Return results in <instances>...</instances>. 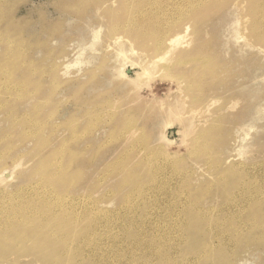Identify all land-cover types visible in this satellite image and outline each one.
<instances>
[{
	"label": "rangeland",
	"instance_id": "1",
	"mask_svg": "<svg viewBox=\"0 0 264 264\" xmlns=\"http://www.w3.org/2000/svg\"><path fill=\"white\" fill-rule=\"evenodd\" d=\"M187 26L167 57L178 67L135 78L158 35ZM2 170L0 228L29 238L0 236V264H264L253 209L242 237L219 242L236 193L264 194V0H0ZM27 188L41 220L23 229L8 205L27 209ZM203 194L215 199L199 201L205 216L174 227L171 213L193 216ZM65 222L79 225L48 240Z\"/></svg>",
	"mask_w": 264,
	"mask_h": 264
},
{
	"label": "bare ground",
	"instance_id": "2",
	"mask_svg": "<svg viewBox=\"0 0 264 264\" xmlns=\"http://www.w3.org/2000/svg\"><path fill=\"white\" fill-rule=\"evenodd\" d=\"M194 2V1H193ZM192 6V5H191ZM194 7V6H193ZM187 31H188V26L186 27V28H184V30L182 31L181 30V33L180 34H182V35H178V34H176V35H171V36H164L163 38L162 37H160L158 34V38L156 39V41H155V43L153 44V49H152V51L154 52V55H152V57L149 59V62H148V64L145 66V67H142L141 68V70H140V73H137V75H136V77L135 78H137V77H141V76H144L143 74H145L146 72L148 73V70L150 71V68L152 67V69H153V67H154V69H155V65L156 64H158L159 62H165V64H164V66L162 67V69H168L170 66L169 65H172L173 63V65H172V67H174V65L176 66V67H178V65L181 63V57H179V56H176V57H174V58H172V59H167V57H169L173 52H174V50H176L177 48H179L178 46L179 45H181L182 44V40H184L185 39V34L187 33ZM185 42V41H184ZM121 51V50H120ZM120 51H119V55H121L120 54ZM124 51H122L121 53H123ZM140 57H141V55H139ZM174 56V55H173ZM168 60L167 62L166 61H164V60ZM190 64V63H189ZM157 66V65H156ZM172 69V68H171ZM174 69V68H173ZM122 71V70H121ZM121 71H120V73H121ZM151 71H153V70H151ZM161 72H162V70H161ZM119 73V72H118ZM146 73V74H147ZM150 73V75H151V72H149ZM146 74H145V77H146ZM148 75V74H147ZM149 75V76H150ZM119 76H120V74H119ZM121 76H123V77H125V75L123 74V73H121ZM122 77V78H123ZM127 77V76H126ZM121 78V77H120ZM148 79V78H147ZM137 81V80H136ZM147 81H149V80H147ZM133 83V82H132ZM137 84V83H136ZM140 91H141V89H140ZM198 102V101H197ZM199 102H200V100H199ZM214 103H212V102H210V103H207L206 105H205V110H200L201 111V113H204L205 115H208V114H210L209 113V111H208V109L209 108H211V106H214L213 105ZM234 104H232V105H230V106H228V105H225L224 106V108H220V110L219 111H226V110H231L232 108H234ZM204 108V107H203ZM196 111H198V110H196ZM196 111L193 113V111H192V113L193 114H195L196 115ZM200 111H198V113L200 112ZM203 111V112H202ZM174 114H176L175 112H174ZM191 114V113H190ZM192 114V115H193ZM191 115V116H192ZM194 115V116H195ZM190 115H188V117H189ZM193 116V117H194ZM192 117V118H193ZM198 117V116H197ZM194 120V119H193ZM192 120V121H193ZM194 122V121H193ZM187 128V127H186ZM213 129L215 130L216 128L215 127H213ZM188 131V130H187ZM190 132H191V127H190ZM129 134H131V133H129ZM134 135V134H133ZM186 136V135H185ZM128 137V136H127ZM130 137H132V136H130ZM193 144H196L195 142L193 143ZM200 145V144H199ZM201 146V145H200ZM202 147V146H201ZM48 163V162H47ZM69 169V168H68ZM47 170H48V168H47V165H46V163H43L42 164V170H39V174H40V176H41V179L42 180H44L45 181V183H48L49 181H50V176H47ZM5 170H2L1 171V175H0V179L1 178H4L2 175H4L5 174ZM156 172H158V171H156ZM159 173V172H158ZM156 174V173H155ZM2 176V177H1ZM157 176V175H156ZM219 176H220V178H222V176H223V178H225V177H228V174H226V173H223V172H220L219 173ZM163 178H164V176H162ZM162 177H160V178H162ZM1 180H3V179H1ZM165 180V179H164ZM166 180H168V179H166ZM172 180V179H171ZM156 181V180H155ZM159 181V180H158ZM158 181H156V182H158ZM162 182V181H161ZM169 181H167V183H168ZM171 182V181H170ZM223 182V181H222ZM256 182V181H255ZM160 183V182H159ZM172 183V182H171ZM253 183H254V181H253ZM169 184V183H168ZM155 185V184H154ZM161 186H163L162 185V183H161ZM160 186V187H161ZM165 186V185H164ZM160 187H156V189L157 188H160ZM241 188H244V187H241ZM255 188V187H254ZM28 189L29 188H27V189H25L22 193H21V195H20V198H22L23 199V202H25L24 204H25V207H28L27 209H22V208H17V207H15L14 206V204L13 205H8V207L10 208V209H12V210H14V209H16L14 212H11V215H13L9 220H10V222H12V224L14 223V222H16V225H18L17 223H20V222H23V229L25 228V227H29L30 225H32L33 223H34V221L35 222H39L40 220H41V218H40V213H38V212H34V211H30V209H31V206L32 205H30L29 203H27V199H26V197H25V195L26 194H28V193H30L29 191H28ZM165 189V188H164ZM163 189V190H164ZM245 189V190H244ZM244 189H240L241 190V192H239V193H236L237 195L231 200V202L230 203H232V204H227V205H225V207L227 208L226 210H224V211H226V212H228L227 214H230L231 216H228L229 218H230V220H228V224H232V225H234L235 224V228L232 230H226L225 232H219L220 234H221V238H220V243H224L228 238H230V239H234L235 240V237L237 238H240V237H242L243 236V234H244V232H246L247 230H248V227H249V231L251 230L254 234L255 233H257L256 234V238H257V240L258 239H260L262 236H261V233L262 232H260L259 230H261L262 231V228L260 227V226H264V215H261V214H259L258 212H259V210H258V208H260V200L262 199L261 198V196H264V194H262V192H260L261 194H259V193H257V192H249L248 190L250 189V187H248V189H246V187L244 188ZM165 190H170L169 188L168 189H165ZM261 191V190H260ZM163 192V191H162ZM171 192V191H170ZM169 193V192H168ZM172 193H175V192H172ZM165 194V198H167L166 200H168V196L167 195H169V194H167V193H164ZM178 194H179V192H178ZM178 194H174L176 197H174V195L172 196L173 197V199H175V198H177L178 197ZM34 195H38L39 196V198L40 199H43V200H46L47 202H48V204L50 205L51 203H53V201H50L49 200V198L46 196V194L44 193V192H35V194ZM160 196H163V195H160ZM167 196V197H166ZM184 196V195H183ZM201 196H203L204 198L203 199H200V198H195L194 199V205L195 206H198L196 209H194L193 211H194V215L193 216H188V217H186L185 219L184 218H182L181 217V215L180 214H172L171 213V216H170V219H169V221H171V222H174L172 225L175 227H178V224L180 223V225L181 224H183L184 222H186V223H190V222H193L194 220H195V222H196V224L201 220V217L203 218L204 216H205V214L207 213V211L205 210V206H200V204L201 203H199V201H201V200H204L202 203H204V202H206L205 201V198H209V199H211V197H213V195H207V194H203V195H201ZM200 196V197H201ZM198 197V196H197ZM237 197H239L237 200H236V198ZM25 198V199H24ZM157 198H158V196H157ZM163 198V197H162ZM161 198V199H162ZM171 198V197H170ZM180 198H181V196H180ZM264 198V197H263ZM164 199V198H163ZM172 199V198H171ZM214 198H212L210 201H209V203L210 202H213V201H215V199L213 200ZM8 200H9V202H11V200H13V199H11V197H9L8 198ZM82 200V199H81ZM84 200V199H83ZM170 200V199H169ZM0 201H2V200H0ZM158 201H159V199H158ZM186 201V200H185ZM162 202H164V200L162 201ZM187 202V201H186ZM2 203V202H1ZM227 203V202H226ZM65 204V206H60V207H58V201H57V208H58V211H60L63 215H65L62 211H61V209H65V207H66V203H64ZM80 204H82V203H80ZM85 204V203H84ZM225 204V203H224ZM51 205H53V204H51ZM56 205V204H55ZM69 205V204H68ZM70 205H71V203H70ZM193 205V204H192ZM74 206V205H73ZM82 207V206H81ZM87 207V206H86ZM85 208V207H84ZM91 209V208H90ZM246 209H249V210H251V209H253L252 210V212L249 214V216L246 218V220H244L246 223L248 222V221H250V224H248V227L244 230V232L242 233L239 229H238V219H241V215H242V217L243 218H245V214L248 212ZM65 210H67V209H65ZM173 210V209H172ZM87 211H88V209H87ZM205 211V212H204ZM253 211H254V213H253ZM261 212V211H260ZM0 213L2 214V213H5V212H3V210L2 211H0ZM80 214V213H79ZM212 214V213H211ZM210 214V216H213V220L214 221H210V222H213V223H215L217 226H219V228H221L222 226H225V225H227L226 223H227V221H226V223H222V222H219V221H217L216 222V218H215V216L214 215H211ZM3 215V214H2ZM158 216V215H157ZM78 218V217H77ZM83 218H85V217H83ZM166 221H167V219H165ZM8 221V220H7ZM76 223V222H75ZM77 224V223H76ZM77 225H79V224H77ZM77 225H75V226H72V225H69L67 222H65L63 225H60L59 226V231H57V232H55V233H53V234H49V233H47V239L48 240H51V239H54L55 238V236H61V237H67V238H69V230H70V228H72V227H74V228H77ZM250 226L252 227V229L250 228ZM1 227V226H0ZM229 227H231V225H229ZM234 227V226H233ZM8 228H10V226H8V225H6L5 226V228H0V236L4 239V241L7 243L8 242V233H6L5 232V229H7V230H9ZM11 229V228H10ZM6 230V231H7ZM34 230V229H33ZM35 230H40V228H37V229H35ZM264 230V229H263ZM13 231V230H12ZM181 232V231H180ZM186 232H187V234H189L188 235V238L191 236L190 235V233H192V235L194 236L195 235V232L194 231H192V230H186ZM12 233V235H11V239H9V242L11 243V241H13V240H15V241H19L20 243H22L24 240H26L27 239V237L29 238V233L27 232V230H23V231H19V230H15V231H13V232H11ZM185 233V232H184ZM230 233V234H229ZM249 233V232H248ZM224 234H226V235H224ZM3 235V236H2ZM32 236V240H38V238H39V240H40V236L38 237L37 235H31ZM183 236V235H182ZM235 236V237H234ZM179 237V236H178ZM187 237V236H186ZM224 241V242H223ZM193 242V241H192ZM12 243H14V242H12ZM226 244H227V242H225ZM225 243H224V245H225ZM173 245V244H172ZM202 246L203 245H200V247H196L195 249L197 250H199V251H196V253L197 252H201V251H203V248H202ZM194 247V246H193ZM226 247H227V245H226ZM178 248H179V246L178 247H176L175 248V251L177 250L178 251ZM201 248V249H200ZM260 249H262V251H264V245H262L261 246V248ZM178 253V252H177ZM193 255V254H192ZM205 257H207V255L205 256ZM199 258H201V257H199ZM241 262V261H240ZM240 262H235V263H232V262H229V261H227V262H225V263H223V264H240Z\"/></svg>",
	"mask_w": 264,
	"mask_h": 264
}]
</instances>
